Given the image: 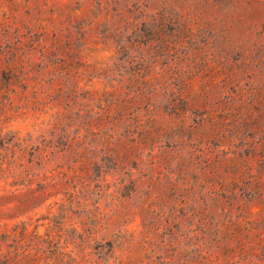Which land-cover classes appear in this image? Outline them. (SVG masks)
Instances as JSON below:
<instances>
[{"label": "rangeland", "instance_id": "rangeland-1", "mask_svg": "<svg viewBox=\"0 0 264 264\" xmlns=\"http://www.w3.org/2000/svg\"><path fill=\"white\" fill-rule=\"evenodd\" d=\"M264 0H0V264H264Z\"/></svg>", "mask_w": 264, "mask_h": 264}, {"label": "trees", "instance_id": "trees-1", "mask_svg": "<svg viewBox=\"0 0 264 264\" xmlns=\"http://www.w3.org/2000/svg\"><path fill=\"white\" fill-rule=\"evenodd\" d=\"M258 255H260L261 259H264V248L259 251Z\"/></svg>", "mask_w": 264, "mask_h": 264}]
</instances>
